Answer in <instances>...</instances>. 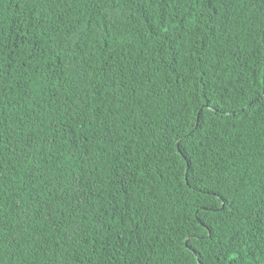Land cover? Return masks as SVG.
<instances>
[{"label":"trees","instance_id":"1","mask_svg":"<svg viewBox=\"0 0 264 264\" xmlns=\"http://www.w3.org/2000/svg\"><path fill=\"white\" fill-rule=\"evenodd\" d=\"M0 264H264V0H0Z\"/></svg>","mask_w":264,"mask_h":264}]
</instances>
